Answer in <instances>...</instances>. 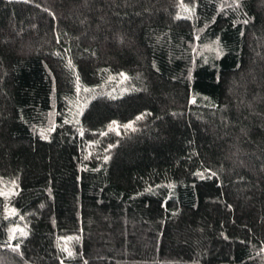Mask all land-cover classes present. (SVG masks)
<instances>
[{"label": "trees", "instance_id": "obj_1", "mask_svg": "<svg viewBox=\"0 0 264 264\" xmlns=\"http://www.w3.org/2000/svg\"><path fill=\"white\" fill-rule=\"evenodd\" d=\"M0 180V264H264V0H0Z\"/></svg>", "mask_w": 264, "mask_h": 264}, {"label": "rangeland", "instance_id": "obj_2", "mask_svg": "<svg viewBox=\"0 0 264 264\" xmlns=\"http://www.w3.org/2000/svg\"><path fill=\"white\" fill-rule=\"evenodd\" d=\"M15 188V184L14 183H4L3 181L0 180V191H2L4 194L9 195ZM7 216L10 217L11 219H14L15 213L18 212V210L14 207L9 208V206H7Z\"/></svg>", "mask_w": 264, "mask_h": 264}, {"label": "snow or ice", "instance_id": "obj_3", "mask_svg": "<svg viewBox=\"0 0 264 264\" xmlns=\"http://www.w3.org/2000/svg\"><path fill=\"white\" fill-rule=\"evenodd\" d=\"M127 127H131V125H128Z\"/></svg>", "mask_w": 264, "mask_h": 264}]
</instances>
